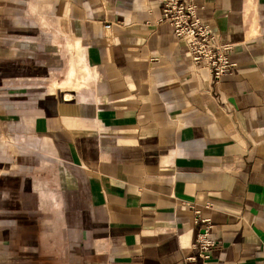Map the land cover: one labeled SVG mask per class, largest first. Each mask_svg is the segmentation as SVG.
I'll return each mask as SVG.
<instances>
[{"label":"crops","instance_id":"0c3cea01","mask_svg":"<svg viewBox=\"0 0 264 264\" xmlns=\"http://www.w3.org/2000/svg\"><path fill=\"white\" fill-rule=\"evenodd\" d=\"M193 4L218 80L158 0H0V264H264V0Z\"/></svg>","mask_w":264,"mask_h":264},{"label":"built area","instance_id":"2783aa9c","mask_svg":"<svg viewBox=\"0 0 264 264\" xmlns=\"http://www.w3.org/2000/svg\"><path fill=\"white\" fill-rule=\"evenodd\" d=\"M158 3L161 10L160 21L173 29L174 36L183 43L186 54L194 65L208 69L215 80L232 71L234 65L228 58L231 45L219 40L209 20L197 16L193 0H158ZM198 222L205 226L203 231L197 234L195 247L198 257L205 259V254L214 248L216 243L209 238V220L197 218L195 224ZM195 260V257L189 258L188 264Z\"/></svg>","mask_w":264,"mask_h":264},{"label":"rangeland","instance_id":"374dc122","mask_svg":"<svg viewBox=\"0 0 264 264\" xmlns=\"http://www.w3.org/2000/svg\"><path fill=\"white\" fill-rule=\"evenodd\" d=\"M54 43L56 45L55 49L58 48L60 50H63V56L59 55L58 62L55 64V70L54 72H52L50 78H52L53 81H59V80H64L67 78V73H68L67 71L71 68L72 62L70 60V57L64 56L66 55V53H65V49H63L62 40H55ZM55 88H56V85H55Z\"/></svg>","mask_w":264,"mask_h":264}]
</instances>
